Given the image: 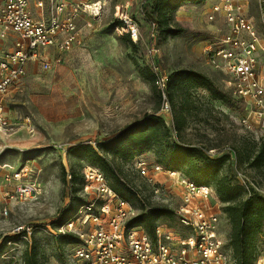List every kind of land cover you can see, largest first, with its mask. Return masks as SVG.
Returning a JSON list of instances; mask_svg holds the SVG:
<instances>
[{
  "label": "rangeland",
  "instance_id": "1",
  "mask_svg": "<svg viewBox=\"0 0 264 264\" xmlns=\"http://www.w3.org/2000/svg\"><path fill=\"white\" fill-rule=\"evenodd\" d=\"M29 1L30 12L36 19H71L83 45L63 55H49L61 61L53 62L48 72L39 63L30 66L27 76L6 101L11 125L0 133V180L7 176L15 179L20 174L24 176L23 182L37 186L39 194L24 204L13 205L7 218L0 216V246L14 237L18 227H43L44 231L35 232L31 240L40 245L41 261L43 264H67L65 258L62 260L60 243L46 231L54 230L60 218H69L78 204L91 199L85 191L75 195L63 181L64 172L80 177L88 164L75 156L72 149L79 145L97 148L98 144L111 140L125 128L154 113L172 127L171 114L162 113L158 89L140 77L135 62L167 78L177 70L202 73L214 81L218 91L228 95L230 101H211L207 92H199L201 113L190 117L183 141L195 147H206L212 159L231 155L223 175L241 187L244 199L248 189L264 197V168L258 171L247 164H239L232 151L240 148L251 153L264 143V130H248L240 124L239 120L246 114L245 104L230 96L225 84L228 77L207 66L203 55L205 44L218 41L226 32L222 19L214 22L208 19L216 0H206L201 5L187 4L178 9L171 24L183 32L167 39L144 14L146 3H149L147 11L150 12L155 0ZM245 2L246 12L264 43V0ZM40 3L42 8H39ZM124 16L130 17L139 30L134 50L123 41L127 29L117 24ZM143 158L150 164L155 163L151 153ZM113 164L121 178L152 206L160 203L175 210L180 204L178 189L166 177L161 178L166 189L164 196L157 198L138 176L135 162L121 163L116 159ZM165 199L168 203H163ZM131 202L138 216L142 205L139 200ZM173 216H163L160 222L177 227ZM221 223L222 235L230 241L231 226L225 214ZM27 243H6L0 250V264H24V252L31 245ZM253 255L256 259L264 257V230L256 237Z\"/></svg>",
  "mask_w": 264,
  "mask_h": 264
},
{
  "label": "built area",
  "instance_id": "2",
  "mask_svg": "<svg viewBox=\"0 0 264 264\" xmlns=\"http://www.w3.org/2000/svg\"><path fill=\"white\" fill-rule=\"evenodd\" d=\"M42 7L40 3L39 8ZM218 18L223 20L226 32L218 41L205 44L206 64L228 77L225 84L229 92L245 104L246 114L239 120L240 124L248 130H264V43L246 12L245 0H216L208 19L214 22ZM121 21L133 42H137L139 30L134 21L128 16ZM0 40L10 42L9 47L0 51L2 133L11 125L6 101L27 76L29 64L39 63L48 72L53 62L61 61L49 55L68 53L81 47L83 41L71 19L46 21L33 17L29 0H2ZM157 77L162 113L170 115L171 105L166 96L168 78ZM135 170L157 198L163 197L166 190L162 177L178 189L180 204L170 210L177 227L160 222L151 237L142 226L130 224L136 217L132 202L113 191L101 169L87 164L82 171L81 191L91 199L78 204L57 229L46 231L56 238L78 240L77 244L67 247V264H234L229 240L221 232L222 203L213 187L199 186L175 171L150 164L143 157L135 161ZM66 174L72 191V176L69 172ZM23 177L17 174L15 179L7 176L0 180L1 217L7 218L13 205L24 204L39 194L37 186L23 182ZM133 191L144 200L140 192L134 188ZM167 199L163 203H168ZM155 205L158 209L167 206ZM42 228L18 227L14 237L31 244L35 232L44 231ZM11 244L9 241L8 245ZM253 264H264V257L257 258Z\"/></svg>",
  "mask_w": 264,
  "mask_h": 264
},
{
  "label": "trees",
  "instance_id": "3",
  "mask_svg": "<svg viewBox=\"0 0 264 264\" xmlns=\"http://www.w3.org/2000/svg\"><path fill=\"white\" fill-rule=\"evenodd\" d=\"M205 2L206 0H155V5L150 12L147 11L148 2L143 10L146 19L156 26L164 39H167L177 37L183 32L181 29H174L171 24L173 14L178 9L187 4L201 5ZM117 24L124 28L122 21H117ZM123 41L133 50L136 48V43L128 33L123 36ZM135 67L140 77L157 89V75L150 68L141 67L136 62ZM201 91L207 92L211 101H230L228 95L216 89L210 77L193 70H177L169 75L166 85V96L171 105V128L162 116L154 113L125 128L111 140L98 144L97 148L91 145H79L73 148L72 152L88 164L101 169L110 187L123 199L130 202L132 199L139 200L142 212L133 218L130 224L142 226L151 237L154 236L155 228L162 217L172 218L173 213L166 207L158 209L145 200L141 201L137 193L133 191V187L121 178L120 171L113 166L116 159L121 163H133L151 153L154 155L155 164L175 171L199 186L213 187L224 206L222 212L231 226L229 246L233 253L234 264H253L256 260L253 255L255 240L264 230V197L253 189H249L244 199L241 187L223 175L224 168L231 161V155L212 159L207 154L206 147H195L183 141L182 136L189 127L190 117L194 113H201L202 105L198 100ZM229 94L233 97L230 92ZM160 100L162 108V97ZM232 151L239 164H247L258 171L264 168V143H260L251 153L240 148H233ZM66 175L64 172L63 181L65 182H67ZM71 176L72 192L74 191L76 195L81 191L82 174L79 177L71 173ZM77 185L80 187L76 189ZM66 219L68 218H60L54 229H57ZM52 237L60 243L62 260L66 259L67 247L78 243L74 237ZM9 241L19 240L17 237L6 239L0 246V250ZM39 246L37 242H33L27 247L23 255L24 264H43L39 257Z\"/></svg>",
  "mask_w": 264,
  "mask_h": 264
},
{
  "label": "crops",
  "instance_id": "4",
  "mask_svg": "<svg viewBox=\"0 0 264 264\" xmlns=\"http://www.w3.org/2000/svg\"><path fill=\"white\" fill-rule=\"evenodd\" d=\"M1 5H2V0H0V7H1ZM9 46H10V42H8V41H1L0 40V51L2 49H6ZM34 64H36V63H30L28 67H30V66L32 67Z\"/></svg>",
  "mask_w": 264,
  "mask_h": 264
}]
</instances>
